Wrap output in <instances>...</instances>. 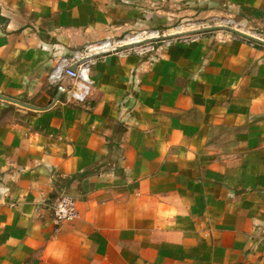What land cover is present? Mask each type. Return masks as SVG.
I'll return each mask as SVG.
<instances>
[{"label":"crops","instance_id":"1","mask_svg":"<svg viewBox=\"0 0 264 264\" xmlns=\"http://www.w3.org/2000/svg\"><path fill=\"white\" fill-rule=\"evenodd\" d=\"M215 17L264 42V0H0V264H264V44L162 43ZM144 31L153 52L93 58L83 103L47 79Z\"/></svg>","mask_w":264,"mask_h":264},{"label":"built area","instance_id":"2","mask_svg":"<svg viewBox=\"0 0 264 264\" xmlns=\"http://www.w3.org/2000/svg\"><path fill=\"white\" fill-rule=\"evenodd\" d=\"M217 25V28L229 27L241 31L238 29L237 23L231 18H225ZM182 28L183 25L181 26V24L174 26L172 33V36L174 37H169L168 39L163 40L162 43L168 45L172 40L175 39V37L181 38L184 41L195 39L202 35V30L211 27L208 26L202 29H195L193 30L194 33L189 35H182L184 33ZM148 34L149 32L144 31L132 34L130 36L126 35L114 42H111L110 40H103L101 42L87 45L82 49L74 51L70 58H63L59 60V62L49 72L47 79L54 84L60 83L63 79L72 81V87L69 90L70 98L75 102L83 103L88 98L92 87V81L90 79L89 73L91 66L93 65V58L95 56H100L109 52H115L123 47H134L132 49H134L137 54L141 55L151 53L155 50V44L153 43V40L157 39L159 35L157 32H154L153 35L151 33L149 35ZM229 34L235 35L232 33ZM251 36L262 40L258 34ZM250 42L257 44L253 41ZM76 217L77 208L75 199L72 196L66 194L59 196L52 207L53 224L55 226H59L64 222H71Z\"/></svg>","mask_w":264,"mask_h":264},{"label":"rangeland","instance_id":"3","mask_svg":"<svg viewBox=\"0 0 264 264\" xmlns=\"http://www.w3.org/2000/svg\"><path fill=\"white\" fill-rule=\"evenodd\" d=\"M224 19H225V17H220V18L215 17V19H213V20H207V19L192 20L191 22H187L186 24L183 25L182 31L184 33H190V32H193V30H195V29H202V28H205L208 26H210L211 28H217L216 27V26H218L217 24L221 20H224ZM187 25H189V26H187ZM237 25H238V29H240L241 31H243L245 33L253 34V35H256L255 33H257L258 35L262 34L259 30L255 29L256 27H251L249 24L247 26H244V25H239L237 23ZM259 37L261 38L262 35Z\"/></svg>","mask_w":264,"mask_h":264},{"label":"water","instance_id":"4","mask_svg":"<svg viewBox=\"0 0 264 264\" xmlns=\"http://www.w3.org/2000/svg\"><path fill=\"white\" fill-rule=\"evenodd\" d=\"M213 30H217V31H226V32H229V33H232V34H235L237 36H240V37H243L249 41H253V42H256V43H259V44H264L263 41L249 35V34H246L244 32H241V31H238V30H235V29H232V28H229V27H218V28H205L204 30H202V32H206V31H213ZM194 32H190V33H183L182 35H189V34H192ZM171 37H174V36H171ZM141 44V43H139Z\"/></svg>","mask_w":264,"mask_h":264}]
</instances>
